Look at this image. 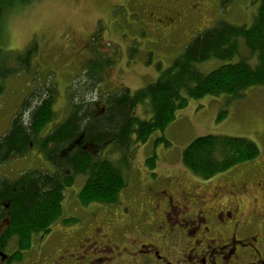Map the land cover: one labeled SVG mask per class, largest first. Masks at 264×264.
<instances>
[{"label": "rangeland", "instance_id": "rangeland-1", "mask_svg": "<svg viewBox=\"0 0 264 264\" xmlns=\"http://www.w3.org/2000/svg\"><path fill=\"white\" fill-rule=\"evenodd\" d=\"M220 1L218 10L208 2L207 16L201 21L197 17L196 26L189 24L183 32L172 35L150 28L140 11L135 9V3L129 0H25L40 5L27 21L29 32L26 40L10 42L0 26V49L8 51L11 54L7 56L12 57L5 65L6 70L16 71L17 58L25 57L14 54L22 53L27 46L28 54H31L29 71L23 70L10 76L1 84L0 138L9 130L27 97L37 89H45L47 85L57 89L54 117L40 132L39 139L42 140L72 115L74 109L70 99L74 94L91 103L92 108L101 109L105 105L106 94L123 88L134 93L155 82L160 72L173 64L194 37L213 27L218 19L235 25H251L260 4V0H228L229 3L223 6ZM6 8L0 7V15ZM192 26L195 27L192 29ZM69 31L76 33L80 41L83 40L82 44L87 45L84 54L78 55L77 50L70 46ZM35 33L39 37L47 35V43L41 48V53L38 48L35 49L37 40L32 38ZM77 48L80 50L82 46ZM88 59L93 60L90 68L94 72L99 67L102 69L100 87L91 88L87 77H84L85 63H90ZM224 63L211 60L199 66L204 72H210ZM74 87H78L77 91L73 90ZM229 98L221 95L191 100L185 109L179 111L172 125L164 132L155 133L146 144L139 145L132 159L127 157L123 165L127 185L134 186L143 168L149 173L169 171L181 182L202 184L200 182L204 180L192 174L183 164L182 155L187 146L205 135L248 138L258 145L259 157L213 178L209 188L225 186L222 188L226 190L230 189L227 185L243 183L245 192H248L241 195V200L249 208L246 211L253 209L251 200L255 199L259 212L264 214V86L249 89L241 100L229 101ZM142 108H138V114L149 118L151 112L144 114L143 111L142 114ZM162 137L167 142L158 141ZM117 155V151L110 147L94 160L104 158L114 162L118 159ZM148 161H153L155 167ZM33 170L55 171L45 154L39 151L37 143H33L26 155L0 163V180H14ZM86 181L87 177L81 175L66 189L62 215L52 225V231L62 229L63 219L67 218L70 224L80 223L81 220L87 223V213L79 200ZM62 238L63 234L57 233L54 241L58 243ZM12 244L15 245L16 241L13 240Z\"/></svg>", "mask_w": 264, "mask_h": 264}, {"label": "trees", "instance_id": "trees-1", "mask_svg": "<svg viewBox=\"0 0 264 264\" xmlns=\"http://www.w3.org/2000/svg\"><path fill=\"white\" fill-rule=\"evenodd\" d=\"M216 22L197 34L173 64L146 87L134 93L127 88L110 92L101 109L92 108L74 94L70 99L72 115L42 140L40 132L54 117L57 89L47 85L27 97L0 138V163L26 155L37 143L55 171L33 170L14 180H0V251L13 240L29 248L35 235L49 234L62 215L66 189L81 175L87 177L79 194L82 205L114 202L127 186L123 168L127 157L132 159L139 145L172 125L191 100L227 95L229 101H238L249 89L264 86V0H260L249 26L222 19ZM7 55L0 49V94L1 84L10 76L29 71L31 62V54L18 57L16 71L9 72L5 65L12 57ZM211 60L226 63L210 72L200 69V64ZM101 75L100 67L84 73L91 88L102 85ZM140 106L142 114L151 112L149 118L138 114ZM158 141L167 142L165 137ZM110 147L118 153L116 161L94 160ZM259 155L260 149L251 139L205 135L187 146L182 161L192 174L209 181ZM148 164L155 167L153 161Z\"/></svg>", "mask_w": 264, "mask_h": 264}, {"label": "flooded vegetation", "instance_id": "flooded-vegetation-1", "mask_svg": "<svg viewBox=\"0 0 264 264\" xmlns=\"http://www.w3.org/2000/svg\"><path fill=\"white\" fill-rule=\"evenodd\" d=\"M129 2L135 3L150 28L172 35L189 24L196 26L197 17L204 20L208 2L217 10L221 3ZM9 3L0 0V7ZM223 3L227 5V1ZM32 38L40 52L47 35L35 33ZM68 39L78 55L87 51L73 31ZM27 48L14 55L26 56ZM92 61L85 63L84 73ZM140 171L134 186L128 184L114 202L82 205L87 223L70 224L69 218L63 219L62 229L35 235L29 248L9 243L0 251V264H264V214L255 199L251 200L253 209L246 211L249 208L241 195L248 192L243 183L227 185L230 189L225 190V186L209 188L212 180L189 184L169 171ZM57 233L63 234L58 243L54 241Z\"/></svg>", "mask_w": 264, "mask_h": 264}, {"label": "clouds", "instance_id": "clouds-1", "mask_svg": "<svg viewBox=\"0 0 264 264\" xmlns=\"http://www.w3.org/2000/svg\"><path fill=\"white\" fill-rule=\"evenodd\" d=\"M39 4L27 3L25 0H10L8 7L0 15V26L3 27L10 42L20 43L26 40L29 27L27 21L31 19Z\"/></svg>", "mask_w": 264, "mask_h": 264}]
</instances>
